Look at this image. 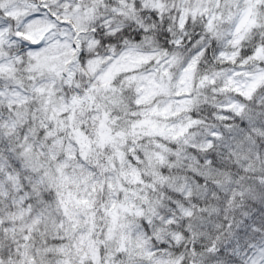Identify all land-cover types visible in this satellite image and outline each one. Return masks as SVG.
I'll use <instances>...</instances> for the list:
<instances>
[{"label": "snow or ice", "instance_id": "1", "mask_svg": "<svg viewBox=\"0 0 264 264\" xmlns=\"http://www.w3.org/2000/svg\"><path fill=\"white\" fill-rule=\"evenodd\" d=\"M261 162L264 0H0V264H264Z\"/></svg>", "mask_w": 264, "mask_h": 264}, {"label": "clouds", "instance_id": "2", "mask_svg": "<svg viewBox=\"0 0 264 264\" xmlns=\"http://www.w3.org/2000/svg\"><path fill=\"white\" fill-rule=\"evenodd\" d=\"M264 164V162H261ZM257 175L252 177L241 185V189L244 193L243 197L238 199L235 204V212L239 214L241 211H257L264 209V168L261 165H257ZM235 187V186H230ZM264 235V233H262Z\"/></svg>", "mask_w": 264, "mask_h": 264}]
</instances>
